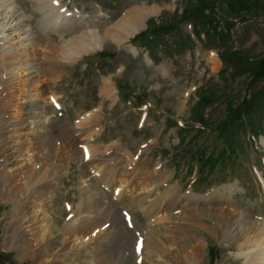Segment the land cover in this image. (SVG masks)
<instances>
[{
    "label": "rangeland",
    "instance_id": "374dc122",
    "mask_svg": "<svg viewBox=\"0 0 264 264\" xmlns=\"http://www.w3.org/2000/svg\"><path fill=\"white\" fill-rule=\"evenodd\" d=\"M16 1L32 20L28 23L38 34L40 46H60L64 39L76 35L74 29L48 32L39 27L42 13L37 7L38 0ZM62 4L79 17L103 14L96 22V28L102 31L132 7L154 8L155 12L127 40L120 43L107 40L74 62L61 65L55 71L57 76L52 77L55 82L47 77L49 74L44 77L55 99L44 97L39 104L48 108L55 120V137L57 134L64 137L70 128L74 133L70 136L76 139L75 148L69 156L57 157L56 165H50L52 168L44 159L34 164L39 158L27 153L29 141L11 142L4 157L0 152L2 255L9 264H94L90 253L83 258L78 256L80 239L68 242L69 235L63 232L76 213L82 211L86 200L83 190L87 187L92 189L93 196L102 198L103 209L106 207L112 213L101 221L100 228L120 229L118 240H114L117 247L106 253L101 264H176L177 250L171 243L174 241H169L176 229L185 237L179 242L183 255H192L190 250L200 246L198 257L189 262L182 259L183 264H245L235 236H230V231H221L226 224L219 223L222 219L219 214L223 213L224 221L228 222L248 216L253 221H264V99H261L264 96V0H62ZM190 6L208 8L205 14L212 20L205 19L217 26L222 42L217 40L220 36L216 40L206 38L205 19L186 17ZM139 32H143L141 37L133 38ZM225 45L230 48L222 51ZM222 52L250 73L233 77L234 67L224 72L229 66L219 57L218 53ZM0 60L3 61L1 56ZM260 75L263 77L257 78ZM105 81L115 88L112 97L106 95ZM206 93H211L212 101L202 100ZM255 95L261 96V104L254 114L246 117L245 126L243 123L234 126L236 137H228L233 128L222 133L220 128L231 108L229 105H238ZM120 96H129L131 100ZM84 118H88L84 123L91 126L90 131L96 129L91 138L79 134L78 130L85 127L80 125ZM18 120L23 121L21 117ZM18 138L20 135L14 133L13 139ZM57 138L55 142L59 141V146L62 141ZM85 144L93 148L94 161L108 159L105 164L123 168L136 158V162L149 163L148 176H156V170L163 172L158 177H164L161 192L165 193L163 200L171 204L160 214L154 210L147 215L134 207L132 201H118L119 194L116 196L115 191L95 182L99 173L88 171L87 176L81 177L91 164L82 147ZM3 146L7 150L6 143L0 142V148ZM7 157L12 159V170L19 171L28 165L27 172L36 168L47 178L45 183L49 187L42 197L34 194L22 199L12 192L16 187L2 164ZM29 157L32 160L27 161ZM24 182L19 178V185ZM137 192L139 197L146 195L142 188L131 192L126 189L122 193L127 196ZM209 209H216L219 219L209 216L206 212ZM34 214L38 222L29 231L24 230L21 221L26 215L31 220ZM129 220L132 222H126ZM207 226L216 232L209 231ZM149 228L154 230L159 246L157 249L150 246L148 253L144 250L139 257L135 244L138 240L147 242L143 229ZM96 233L93 232L94 238ZM212 248L216 254L213 252L211 262L208 253Z\"/></svg>",
    "mask_w": 264,
    "mask_h": 264
},
{
    "label": "bare ground",
    "instance_id": "6f19581e",
    "mask_svg": "<svg viewBox=\"0 0 264 264\" xmlns=\"http://www.w3.org/2000/svg\"><path fill=\"white\" fill-rule=\"evenodd\" d=\"M38 1L39 3L37 7L42 13V15H40L41 18L38 20L39 27L48 32H59L61 30L71 31L73 29L77 30V32L74 33L76 35L64 39L60 46L55 44H44V46H40V42L37 39L38 34L31 30V23H28V21L32 22V20L24 14L17 1L0 0V56L3 58L2 62L0 60V128L1 131L4 130L1 135L2 141L0 142L6 143L7 148V150H5L4 146L1 147L0 152H2L1 157H4L9 151L8 147L11 142L26 144V142L29 141L26 146V149H28L27 153L32 152L33 157L35 156L39 158L34 164L40 161V159H44L46 164H49L50 162L48 165L50 166L56 165L57 157L63 158V155L67 156L69 152L72 153V151H74L76 139L75 136H70L71 134L74 135L70 128H66L67 132L65 135L67 136L69 134L68 139H66L67 137L65 135L62 137V135L59 136L57 134L58 138L55 137L56 135L54 136L56 128L54 129L53 126L55 120L53 116L50 115L49 109L39 104L40 99L44 97H47V99L53 97L55 99V97L51 95V87L45 83L46 81L44 77L49 74L47 77L55 82V79L52 77L54 75L57 76L55 71H58V68L61 65L74 62L78 56H82L86 52L89 53L88 51L100 47L107 40L114 41L115 43L127 40V38L145 26L147 17L152 15L153 12H155V9L142 8V6L132 7L128 9L125 14L116 18L114 24L105 27L102 31L98 30L100 27L96 28V22L101 20L103 14H99L97 17L95 16L97 19L92 16H90V18H87L88 16L84 18L69 13L68 7L62 4V0ZM109 18H112V16H109ZM105 24H108V22ZM133 52L135 53V50ZM104 87L106 95L112 97L115 88L111 87V84L107 81L104 82ZM28 98L29 100H27V102H22ZM20 117L23 120L22 122L18 120ZM86 119L88 118L81 120L80 125H84L85 127L78 131L80 136L85 134L86 138H91L96 133V129L90 131L89 129H91V126H86V123H84ZM33 124H35V126ZM78 127L81 128V126ZM14 133H18L20 139H13ZM3 135L6 136L4 137ZM56 138L57 140L61 139L60 141H62L59 146V141L58 143L57 141L55 142ZM86 141L87 140H85V142ZM82 147L86 151L87 158H90L91 164L81 177L87 176L89 173L88 171L99 173L100 177H96L95 182L103 183V185L107 186L109 190L112 189L115 191L116 196L119 194L117 197L118 201H132L135 203L133 205L134 207H137L147 215L154 210H156V214H160L162 210H166L171 204V201L163 200L165 193L163 194L161 192V182H163L162 179L164 177L162 179L158 178L163 172L156 170V172H154V174L157 173L156 176H148L147 171L149 163L144 165L143 162H136V158H132L127 167L122 168L115 164L109 165V163L105 164L108 159H102L101 161L100 159H95L96 161H94L93 157L95 152L89 144H85ZM15 150L17 151L18 148ZM19 150H21V148ZM64 150H67L68 152H64ZM30 160H32V157H29L27 161ZM110 162H113V159ZM18 163H21V161H18ZM2 164L9 174V181L15 185L14 187H16L12 192L15 193V195H19L22 199L34 194H38L42 197L45 190L49 187L48 184L45 183L47 178L44 175L41 176L40 171H37L36 168L27 172L30 166L28 167V165H25L19 171L18 168L12 170L14 165L10 157H7ZM19 178L25 180L23 185L18 184ZM148 186L152 188L147 189ZM138 188L144 189L146 195L139 197L140 195H138L137 192L135 195L134 193H131L126 196L122 193L126 189L131 192L136 191ZM83 192L86 195L84 205L81 207L83 209L81 212L76 213L68 228L63 232L66 235H69L67 237L69 240L68 242H78L80 239V243H78L79 250H77V252H80L79 254L77 253L78 256L83 258L90 253L93 256L94 264H101L103 263L102 261L104 260L106 253H111L112 251L110 252V250H113L111 248L117 247L114 244V240H118V232L120 229L116 228L111 230V228H100L101 221H103V219L107 220L112 213L111 211H108L106 207L103 209V202L101 203L102 198L95 197V195L93 196L92 189L85 187ZM173 192L176 193L175 188L173 189ZM92 196L94 198H92ZM26 202L24 201L25 204ZM35 205L36 204H33V206ZM79 206H82V204ZM170 207H172V205ZM206 212H208L209 216L213 215L214 220L222 217L223 220L220 219L219 223L225 222L226 225L221 231H230V236H235V240L239 242L238 247L240 249V255L243 256L245 264H264V221H253L249 218L250 216H248L244 218L240 217L238 220L236 218L234 221L230 218L231 220L228 222L224 221L223 213L219 214V218H216V216H218L216 215V209H209ZM82 214L87 215L81 216ZM36 216L37 215L34 214L30 220L29 218L27 219L28 216L26 215V217H24L25 219L21 221L24 223V228H22L29 231L30 229L28 228L32 224L38 222H36V220H38V216ZM160 220L161 217H159V221ZM206 228L209 231L216 232V229H213V227L207 226ZM151 229H143V232H145L148 239H146L147 242L145 241V243H143L138 240L135 244L136 254H138L137 256L139 257L144 253V250L148 253L150 246L153 248L155 247L156 249L159 246L156 241L158 238H156V240L154 239L155 233L154 230ZM95 230L98 231V233H96V237L94 238L93 232H96ZM88 235L89 237H87V240H84ZM140 235L142 236V233ZM182 239H185L184 234L182 235L178 233L177 229L173 231L171 236H169V241H174L171 243L175 245L174 247L177 250V252H174L177 261L176 264H183L182 259L185 258L186 262L192 261L199 255V245H196L194 249L190 250L192 255L188 253L183 255L179 248V242ZM28 240L29 237L26 238V241ZM175 242H178V246ZM180 253L183 256L180 255ZM150 256L151 258H154L155 255ZM90 264L92 263L90 262Z\"/></svg>",
    "mask_w": 264,
    "mask_h": 264
},
{
    "label": "trees",
    "instance_id": "16d2710c",
    "mask_svg": "<svg viewBox=\"0 0 264 264\" xmlns=\"http://www.w3.org/2000/svg\"><path fill=\"white\" fill-rule=\"evenodd\" d=\"M199 4H202V3H199ZM205 10H208V8L204 7L202 9H197L194 6H190V7H188V9L186 11V15H187L186 17L195 16V18H198V20L199 19L202 20L205 18H209L210 20H212L210 18V16H207L205 14ZM236 11L238 12V10H236ZM203 23H204L203 24L204 29L205 28L207 29V32L205 31V33H206L208 39L216 40V37L220 36V39H218V40H219V42H222L221 35L216 30L217 26L210 24L206 19L203 20ZM139 37H141V35H139ZM224 42H225V39L223 38V44H224ZM220 45H221V43H220ZM227 48H230V47H227V45L223 46L222 51L228 50ZM231 48L234 49L232 45H231ZM229 51H232V50H229ZM221 56H222L223 60L225 61V64L227 66H229V67H227V69L224 72L229 71V69L231 67H234L235 73L233 74V77H235L236 75H240V74H244V73H248V72L250 73V71H248L247 69H241L242 66H240L239 63H237V60L233 59L231 56L226 57L224 52H222ZM234 65H237V66H234ZM237 68H240V69H237ZM262 77L263 76L260 75L257 78H262ZM210 94L211 93H206V94L202 95V100H204L206 102L212 101V97ZM260 98H261V96L255 95L252 98H245L238 105L230 104L229 107H231V108L229 110V113L226 116V120H225L224 125L220 128V131H222V133H223V131L227 132V131H229V129L233 128V130H230L228 132V137L230 136L231 138H235L236 137V129H234V126L238 123H243L245 126L246 117H250L251 114H254L257 106H260V104H261V102L259 101ZM261 99H264V96ZM203 121L204 120L201 118L200 122L203 123ZM213 252L216 254V250L214 248L210 249L209 255L211 256L210 257L211 262L214 260ZM0 264H9V261L7 260V258L4 255H2L1 252H0Z\"/></svg>",
    "mask_w": 264,
    "mask_h": 264
}]
</instances>
